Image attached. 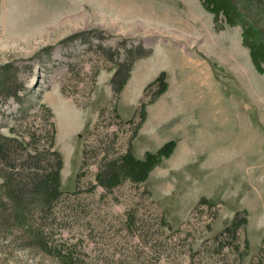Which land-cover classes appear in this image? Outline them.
Instances as JSON below:
<instances>
[{"label": "rangeland", "instance_id": "1", "mask_svg": "<svg viewBox=\"0 0 264 264\" xmlns=\"http://www.w3.org/2000/svg\"><path fill=\"white\" fill-rule=\"evenodd\" d=\"M242 9L264 38V0ZM214 18L203 0H0V67L20 87L0 95V144L43 150L52 140L65 192L48 210L22 201L0 162V264H190V248L238 213L250 249L236 262L264 264V71L251 53L260 35ZM140 45L151 54L139 56ZM129 68L116 93L113 76ZM170 140L144 189L93 191L108 158L130 144L143 158ZM8 145L18 166L26 152ZM130 200L144 220L162 213L170 230L123 222Z\"/></svg>", "mask_w": 264, "mask_h": 264}, {"label": "trees", "instance_id": "2", "mask_svg": "<svg viewBox=\"0 0 264 264\" xmlns=\"http://www.w3.org/2000/svg\"><path fill=\"white\" fill-rule=\"evenodd\" d=\"M241 2V3H240ZM205 7L215 14V27L217 25L218 17L223 13L230 23H239L242 25L247 32H255L260 35V39L253 47H251V53L255 62L256 67L259 71H264V65L262 66L261 60H264V38L261 30L257 29V25L247 20L244 15L243 7H245V0H203ZM252 21V20H251ZM246 39V38H245ZM247 40V39H246ZM142 51L140 52L141 57L149 56L151 51L139 46ZM131 51V50H130ZM130 68L127 70L126 75L121 79L120 71L116 72L112 78V87L116 93H120L123 89L126 80L130 76ZM8 65L0 67V95L8 98L11 96L17 97L20 87L13 86L12 74L9 73ZM164 72L157 77L154 84H161L159 91H163L166 87L164 80ZM121 79V80H120ZM146 102L143 103L142 114L145 111ZM53 125V124H52ZM138 128L132 133V137L137 132ZM16 141L21 151L26 152V157L19 158L18 166L11 159L10 152L13 145H8V142ZM4 143L0 144V162L3 168L9 171L7 179L13 190L17 191L22 201H33L34 203L41 205L43 210L46 205L48 207H57V202L64 195V191L61 189V177L60 170L63 165V159L59 151L54 149V142H51L43 149L38 150L31 148L27 149L28 143L24 140H14L12 138H4ZM175 146V141L170 140L159 148L156 152H146L143 158H137L131 152V144L123 152H118L116 156L108 158L104 161L97 169L94 175L92 187L93 191L97 188H101V195L107 194L117 187L131 181L138 184L139 189H144L143 183L149 176L153 168L158 165L165 157L169 156ZM86 147V146H85ZM83 152V151H82ZM85 152V151H84ZM48 153L49 155H46ZM22 155V153H20ZM107 158V157H106ZM12 164V165H11ZM3 177L2 174H0ZM80 189L78 188L74 196H78ZM133 197V195H131ZM133 199V198H131ZM131 201V200H130ZM202 201L209 203L208 206L212 207L214 204L207 198H203ZM79 203V202H78ZM70 204V211L76 210L77 205L74 207ZM76 207V208H75ZM125 215L123 222L130 223V225L138 226L140 233L145 227L156 229L170 230L169 222L166 220L162 213L156 214L155 218L152 219L150 216L143 218V212L134 204L132 201L129 202L125 209ZM20 218H17L19 221ZM189 223V222H188ZM247 217L237 214L232 222L223 228L219 233L214 235L212 238L206 239L203 244L193 252V248H190L191 254L189 255L190 264H200L203 256L210 257L213 253L216 255L211 259L210 264H238V259L242 260L250 249V242L246 232ZM210 225L207 227L209 230ZM155 230V231H162ZM156 235H158L155 232ZM139 239H143V234L138 235ZM166 237V236H165ZM41 242L40 240L38 241ZM164 246L168 243H162ZM156 245H161L156 239ZM198 256L193 257V255ZM69 257V256H66ZM234 257L233 260H230ZM71 262L78 264L76 258L69 257ZM64 264H68L69 261L66 258H60ZM236 260H238L236 262Z\"/></svg>", "mask_w": 264, "mask_h": 264}]
</instances>
